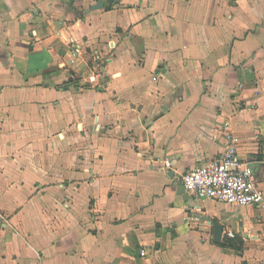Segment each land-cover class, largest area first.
Wrapping results in <instances>:
<instances>
[{
    "label": "crops",
    "instance_id": "0c3cea01",
    "mask_svg": "<svg viewBox=\"0 0 264 264\" xmlns=\"http://www.w3.org/2000/svg\"><path fill=\"white\" fill-rule=\"evenodd\" d=\"M96 1L0 0V264H264L181 183L230 132L264 191V0Z\"/></svg>",
    "mask_w": 264,
    "mask_h": 264
},
{
    "label": "built area",
    "instance_id": "2783aa9c",
    "mask_svg": "<svg viewBox=\"0 0 264 264\" xmlns=\"http://www.w3.org/2000/svg\"><path fill=\"white\" fill-rule=\"evenodd\" d=\"M99 76L90 75L88 82H97ZM237 142V137L227 132L225 147L219 157L182 174L184 190L198 198L213 199L237 208L251 205L264 208V191L255 183L250 164L241 159ZM171 166L172 160L164 159L159 169L168 170Z\"/></svg>",
    "mask_w": 264,
    "mask_h": 264
},
{
    "label": "water",
    "instance_id": "95a60500",
    "mask_svg": "<svg viewBox=\"0 0 264 264\" xmlns=\"http://www.w3.org/2000/svg\"><path fill=\"white\" fill-rule=\"evenodd\" d=\"M118 0H97L95 4L91 5L89 9H86L84 12L87 13L91 10L101 9L107 6L116 4ZM214 233L216 236V241H219L221 238L222 227L219 224H214Z\"/></svg>",
    "mask_w": 264,
    "mask_h": 264
}]
</instances>
